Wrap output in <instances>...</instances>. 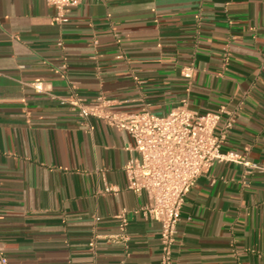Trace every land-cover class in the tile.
<instances>
[{"label": "crops", "instance_id": "obj_1", "mask_svg": "<svg viewBox=\"0 0 264 264\" xmlns=\"http://www.w3.org/2000/svg\"><path fill=\"white\" fill-rule=\"evenodd\" d=\"M0 0V245L8 264H161L160 223L128 189L124 130L61 99L220 113L173 264H264V0ZM39 84L40 90L35 88ZM127 212L125 231L116 215ZM94 241V247L90 242Z\"/></svg>", "mask_w": 264, "mask_h": 264}, {"label": "built area", "instance_id": "obj_2", "mask_svg": "<svg viewBox=\"0 0 264 264\" xmlns=\"http://www.w3.org/2000/svg\"><path fill=\"white\" fill-rule=\"evenodd\" d=\"M82 1L46 0L55 8L54 19L59 23L67 22L68 10ZM35 88L40 90L39 84ZM61 103L69 105L81 118L94 117L130 134L136 156L124 167L127 187L136 194H147L148 201L140 210L161 225V264H173L172 250L181 210L201 174L224 160L248 164L238 153L222 151L224 136L218 132L221 114H196L187 108L186 101L162 116L148 109L135 113L117 110L103 95L91 102L73 95L61 99ZM116 218L124 232L128 223L126 210ZM94 245L91 241L90 247ZM0 264H8L1 245Z\"/></svg>", "mask_w": 264, "mask_h": 264}]
</instances>
